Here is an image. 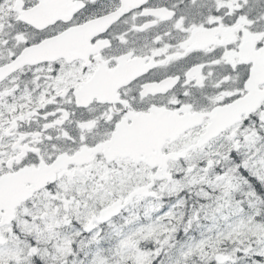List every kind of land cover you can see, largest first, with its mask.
Returning <instances> with one entry per match:
<instances>
[{
	"label": "snow or ice",
	"instance_id": "1",
	"mask_svg": "<svg viewBox=\"0 0 264 264\" xmlns=\"http://www.w3.org/2000/svg\"><path fill=\"white\" fill-rule=\"evenodd\" d=\"M0 264H264V0H0Z\"/></svg>",
	"mask_w": 264,
	"mask_h": 264
}]
</instances>
